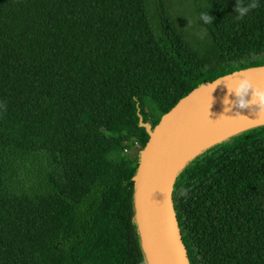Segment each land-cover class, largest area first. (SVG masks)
<instances>
[{"label":"trees","instance_id":"trees-1","mask_svg":"<svg viewBox=\"0 0 264 264\" xmlns=\"http://www.w3.org/2000/svg\"><path fill=\"white\" fill-rule=\"evenodd\" d=\"M258 2L237 20L236 0H0V264H149L151 133L191 90L264 65ZM170 203L188 264H264V123L187 159Z\"/></svg>","mask_w":264,"mask_h":264},{"label":"water","instance_id":"water-1","mask_svg":"<svg viewBox=\"0 0 264 264\" xmlns=\"http://www.w3.org/2000/svg\"><path fill=\"white\" fill-rule=\"evenodd\" d=\"M244 78L254 88L264 87V65L231 72L191 90L160 118L151 133L139 165L136 205L139 232L149 264H153L150 258L152 249L157 264H188L170 203L171 182L175 174L170 172L172 152L191 117L235 94L229 93V89Z\"/></svg>","mask_w":264,"mask_h":264},{"label":"bare ground","instance_id":"bare-ground-1","mask_svg":"<svg viewBox=\"0 0 264 264\" xmlns=\"http://www.w3.org/2000/svg\"><path fill=\"white\" fill-rule=\"evenodd\" d=\"M226 97L233 102L237 99L235 94ZM225 98L191 117L173 149L170 159L171 173L176 172L187 159L203 148L240 130L264 123V116L257 115L256 105L239 110L232 104L225 105ZM247 99L251 100V93ZM150 258L153 264L158 263L153 249Z\"/></svg>","mask_w":264,"mask_h":264},{"label":"clouds","instance_id":"clouds-1","mask_svg":"<svg viewBox=\"0 0 264 264\" xmlns=\"http://www.w3.org/2000/svg\"><path fill=\"white\" fill-rule=\"evenodd\" d=\"M259 7L258 0H248L247 3L244 0H236V6L234 8V13L236 14V19H243L250 11ZM205 23H211L213 17L206 14L201 17ZM229 89V88H228ZM235 93L236 100L233 102L227 97L224 99V104H232L239 110L248 109L251 105L257 106V115L264 116V89L254 88L251 82L247 79H241L235 87L229 89V93ZM251 93V100L247 99ZM228 110V109H226ZM239 113V112H238ZM180 195L186 196L187 190L181 189Z\"/></svg>","mask_w":264,"mask_h":264},{"label":"rangeland","instance_id":"rangeland-1","mask_svg":"<svg viewBox=\"0 0 264 264\" xmlns=\"http://www.w3.org/2000/svg\"><path fill=\"white\" fill-rule=\"evenodd\" d=\"M141 149L139 146L134 145L131 149L127 150L125 153L128 154L129 156L133 157L134 159H137L136 157L141 153ZM136 154H138L136 156ZM139 157V156H138ZM138 160V159H137ZM139 165V163H138Z\"/></svg>","mask_w":264,"mask_h":264}]
</instances>
